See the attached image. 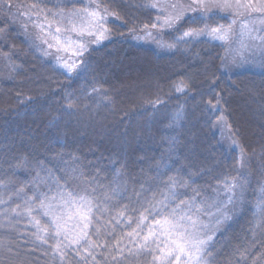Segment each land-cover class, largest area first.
<instances>
[{
    "label": "trees",
    "instance_id": "obj_1",
    "mask_svg": "<svg viewBox=\"0 0 264 264\" xmlns=\"http://www.w3.org/2000/svg\"><path fill=\"white\" fill-rule=\"evenodd\" d=\"M97 2L119 19L109 18L105 26L111 35L91 44L86 66L68 75L53 56H42L33 31L21 27L26 25L23 8L52 5L7 0L16 22L0 24L6 28L0 33V198L8 201L0 204V258L7 255L10 264H56L27 218L4 216L23 205L16 195L19 189L31 196L30 182L37 173L46 178L36 167L39 161L61 183V173L71 179L74 170L86 180L96 177L101 185L118 183L123 198L116 199L132 207L133 190L139 192L143 185L149 189L143 195L150 196L163 190L161 181L170 176L181 177L189 192L200 189L204 196H212L225 178L236 180L245 188L244 198L214 236L208 264H264V68L242 67L239 59L232 63L226 46L217 40L177 43L182 30L202 27L198 16L180 31L177 26L161 30L159 24L151 28L154 18L164 19L165 14L148 5L176 4L180 11L191 0ZM217 21L226 19L209 23L215 26ZM144 25L151 36L145 35ZM134 64L144 65L145 72L133 74ZM181 83L187 87L177 91ZM69 94L76 109L71 113L64 111ZM223 127L233 143L223 139ZM79 185V177L72 180V187ZM34 215L41 225L48 224L47 217ZM114 226L116 233L130 230ZM99 251L107 256L104 249ZM97 260L105 264L99 256ZM149 260L130 258L127 264ZM66 264L79 262L69 253Z\"/></svg>",
    "mask_w": 264,
    "mask_h": 264
},
{
    "label": "snow or ice",
    "instance_id": "obj_2",
    "mask_svg": "<svg viewBox=\"0 0 264 264\" xmlns=\"http://www.w3.org/2000/svg\"><path fill=\"white\" fill-rule=\"evenodd\" d=\"M42 3L51 4L52 7L30 6L35 10L36 19L44 21L34 25L41 32L37 37L40 44L35 47L41 50L42 56H53L56 66L68 75L86 66L85 54L89 52L91 44H99L111 35L105 26L109 18L119 19L116 13L110 12L97 0H42ZM77 4L84 6L77 8ZM148 7L159 8L165 14L164 19L154 18L152 29L159 24L161 30L177 26L176 30L180 31L183 23L191 21L194 24L195 17H199L202 27L182 30L175 37L177 43L188 40L199 42L201 38L225 43L238 40V48L232 50V63L238 57L243 63L245 54H254L256 43L264 45V36L259 34L264 32V0H191L186 8L179 6L180 11H176V4H150ZM3 8L8 10L5 12ZM168 8L173 9L174 14L168 13ZM11 9L7 0H2L0 24L16 22ZM24 15L31 19V13ZM49 17L52 19L49 20ZM216 17L231 19L227 25L217 21L212 26L209 21ZM234 25L239 30L234 29ZM21 27L26 30V25ZM5 30L0 28V33ZM143 31L146 36L152 35L148 25L143 26ZM247 41L256 43L249 44ZM175 87L177 91H183L187 86L181 83ZM65 99L68 104L64 111H75L72 95ZM36 167L46 173V178L42 179L37 173L35 180L30 182L31 196L23 188L19 189L16 195L22 197L23 205L10 208V211L4 212V216L14 213L16 217L27 218L28 223L36 229V240L50 248V253L46 255L50 254L56 264H66L69 253L75 255L79 264H89V261L99 264L97 256L105 264L109 260L111 264H127L128 259L140 257L150 258L149 264H208L215 233L220 224L230 219L228 212L235 203V191L239 186L236 180L225 178L215 186L212 196H204L200 189L189 192L188 182L181 177L170 176L166 181H161L164 189L150 196L143 195L149 191L143 185L139 192L133 190L134 199H130V204L134 203L135 206L132 207L120 204L116 199L123 198L118 183L101 185L96 177L83 179L84 174L78 170H74L71 179L62 172L64 183H61L60 178L39 161ZM77 177L80 185L72 187V180ZM221 195L224 199L219 198ZM7 202L0 198V204ZM261 207L264 208V203ZM129 212L133 215H126ZM34 213L47 217L48 224L41 225ZM114 225L122 229L126 226L130 230L116 233ZM8 226L11 227V221ZM105 236L110 239L106 241ZM3 245L4 241L0 240V246ZM100 249H104L107 256ZM7 252L12 253L11 247L7 248ZM0 264H10L9 257L5 255L0 258Z\"/></svg>",
    "mask_w": 264,
    "mask_h": 264
},
{
    "label": "rangeland",
    "instance_id": "obj_3",
    "mask_svg": "<svg viewBox=\"0 0 264 264\" xmlns=\"http://www.w3.org/2000/svg\"><path fill=\"white\" fill-rule=\"evenodd\" d=\"M253 2H256V0H253ZM83 6L84 5H82L81 7H83ZM77 8H79V7H77ZM167 11H168V13H170L171 9L169 8V9H167ZM26 12L32 14L31 19H29L27 16L24 15V13H26ZM22 17L23 18L21 20H23L25 22L26 27L27 28L29 27L33 31L32 32L33 37L37 38L38 36H40L41 35L40 30L37 27H35L34 25L37 24V23H44V21H43V19H41L39 21L36 19L35 10L32 7H30V6H26L25 8H23ZM51 19L52 18L49 17V20H51ZM230 19H231V17H229V19H226L225 22H221L220 24L227 25L230 22ZM254 19H259V17H254ZM233 27H234V29L239 30L237 25H234ZM256 27L259 28L260 25L257 24ZM53 34H54V30H53ZM259 34L261 36H264V32H261ZM61 39H63V37H61ZM233 39H235V37ZM37 41H38V43H40V40L38 38H37ZM217 41H219V40H217ZM220 42H222V41H220ZM247 42L249 44L256 43V42H253V41H247ZM223 44L226 46L227 54L230 53V57H232V50L238 48L239 41L237 40L236 42H233L232 40H230L227 43L223 42ZM256 49L257 50H256V52L254 54H245L243 63L240 62L239 57L237 58V59H239V63L241 64L242 67H246V66L247 67H253V68L259 69V70L264 68V45L256 43ZM130 71L133 72V74H135V75L136 74H140V73H142V71L145 72V66L142 65V64H138V65L134 64V65H132ZM149 71H150V69H149ZM151 71H153V70H151ZM220 134L223 135V139H228V138L232 139V135L228 131L225 132L224 127H223V130H222V132ZM231 142L233 143V139L231 140ZM238 185L239 186L237 187V189L235 191V203L232 206H230V210L228 212V216H230L231 213L234 214V212H236L235 205L238 206L240 204V201H242L243 198H244L243 193H244V189L245 188L239 182H238ZM219 198L220 199H224L223 195H221ZM205 222H207V221H205ZM220 226H221V224H220ZM220 226H219V228H220ZM217 232L218 231H216L215 235L217 234Z\"/></svg>",
    "mask_w": 264,
    "mask_h": 264
}]
</instances>
